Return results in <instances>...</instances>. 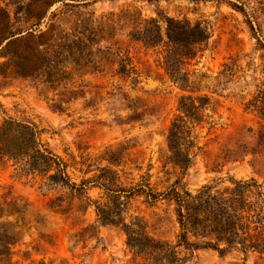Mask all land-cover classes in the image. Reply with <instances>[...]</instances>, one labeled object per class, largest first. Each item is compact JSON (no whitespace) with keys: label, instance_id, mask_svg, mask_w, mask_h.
Segmentation results:
<instances>
[{"label":"rangeland","instance_id":"obj_1","mask_svg":"<svg viewBox=\"0 0 264 264\" xmlns=\"http://www.w3.org/2000/svg\"><path fill=\"white\" fill-rule=\"evenodd\" d=\"M54 1L0 0V34L6 30V14L12 30L22 31L16 37L47 30L51 24L69 28L80 19L97 28L96 42L102 39L103 50L110 47L104 53L107 65L102 72L76 75L85 96L64 104L63 111L53 107L54 99H60L56 92L6 70L5 76L0 74V126L10 117L35 122L43 141L68 165L72 182L87 183L82 192L67 185L49 186L46 178L26 175L12 160L0 159V264H166L161 251L166 247L180 259L173 264H264V250H243L241 243L224 254L181 243L174 200L161 196L151 202L142 192L116 198L101 185L105 168L117 173L127 191L149 185L165 192L180 180L195 194L207 184L223 190L234 180L254 178L264 193V147L256 145L264 113L259 112L261 103L252 106L258 95L264 104V0ZM140 11L144 18L160 19L163 30V15L208 27V44L180 65L194 92L183 90L168 73L165 43L147 47L131 35ZM53 12L57 17L51 20ZM97 48L94 44L93 51ZM119 49L122 53L116 55ZM1 51L2 46L4 63L8 56ZM123 55H129L137 74L117 73ZM190 94L208 95L212 104L203 111L204 121L192 124L201 148H194V163L184 173L169 159L167 135L180 114L181 98ZM239 144L247 145L248 152L226 157L227 149ZM111 150L116 162L109 161ZM99 207L120 209L119 224L102 221ZM125 224L146 228V241L157 245L153 253H137L129 245ZM187 238L193 244L227 246L193 231Z\"/></svg>","mask_w":264,"mask_h":264},{"label":"trees","instance_id":"obj_2","mask_svg":"<svg viewBox=\"0 0 264 264\" xmlns=\"http://www.w3.org/2000/svg\"><path fill=\"white\" fill-rule=\"evenodd\" d=\"M57 1L59 0L54 3ZM66 5L81 6V4L69 3ZM234 5L241 8L236 3ZM56 17L57 13L53 12L51 20ZM119 17L123 16L119 15ZM43 19L44 16L39 17L36 24L38 27ZM137 19L140 22L134 26L131 35L147 47H157L165 43L167 49L164 64L168 73L183 90L194 92L188 73H182L180 65L184 64L185 60L196 58L208 44L210 39L208 27L201 22L193 24L187 19L179 20L163 15L166 22L163 30L160 19L144 18L141 11L138 12ZM3 25L6 30L5 33L0 34V47L2 46L1 52L8 56V60L0 63V74L5 76L6 70L13 69L20 77L46 85L60 96V99H54L53 104V107L60 111L65 109L64 104L85 96L84 85L75 81L76 75L102 72L109 60L104 53L106 51L107 54L110 47L106 46V50H103L102 39L96 42L97 28L80 19L74 21L69 28H65L62 24H51L47 30L28 31L19 37L16 35L21 34L22 31L12 30L14 24L11 23L9 14H6ZM103 30L104 28H101V31ZM94 44L98 46L97 51H93ZM121 53L119 49L115 54ZM118 65L116 71L120 75L137 74L129 55L121 56ZM259 97L260 95L252 102V106L257 107V103H261L258 105L259 112L263 114V98ZM210 103L212 104L211 97L208 95L203 97L184 95L179 104L180 114L169 128L167 135L171 152L169 159L184 173L194 163V148H201L193 138L192 124H200L204 121L203 111ZM256 145L264 147V130L258 137ZM248 150L247 145L239 144L236 148H228L226 157L239 158ZM251 150L255 151V149ZM108 154L109 161H117L115 151L111 150ZM5 158L12 160L13 165L26 175L46 178L49 186L67 185L81 192L85 190L87 182L81 185L72 182L67 170L68 165L48 143L43 141L42 130L35 122L20 121L12 117L5 120L0 126V159ZM102 170L105 179L101 185L116 198L122 196L124 192H128L127 198L142 192L151 202L158 201L161 196L174 200L178 206L177 213L182 227L179 240L181 243L196 248L213 247L221 254L239 243L243 250L249 248L264 250V193L261 184L254 178L245 181L234 180L232 187L223 190L216 189V185L207 184L195 194L184 188L180 180L165 192H157L149 185H141L138 191L134 188L127 191L119 185L117 173L110 169ZM98 211L102 221L119 224L121 219L118 217L117 220L116 217L119 216L120 209L117 207L111 211L99 207ZM124 226L129 237V245L137 253H153L157 245L146 241L149 237L144 226L138 225L137 228L127 224ZM191 231L195 235L211 238L206 241H224L227 246L221 248L219 243L212 242L190 243L187 237ZM245 241L251 243L247 245ZM150 249L151 252L148 251ZM161 251L167 260L166 264L180 261L175 251L170 248H162Z\"/></svg>","mask_w":264,"mask_h":264}]
</instances>
